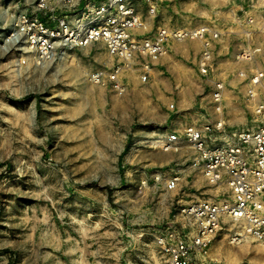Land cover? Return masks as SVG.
Instances as JSON below:
<instances>
[{
	"label": "rangeland",
	"instance_id": "374dc122",
	"mask_svg": "<svg viewBox=\"0 0 264 264\" xmlns=\"http://www.w3.org/2000/svg\"><path fill=\"white\" fill-rule=\"evenodd\" d=\"M32 1L0 0V264H165V242L190 232L180 209L225 188L187 168L188 148L163 152L155 142L205 119L220 118L231 131L260 125L264 90L250 76L264 69V52L249 61L236 54L250 42L264 47V37L250 38L237 14L263 9L264 0H173L174 24L193 18L221 32L211 76H200V46L187 41L150 61L145 81L146 60L133 58L119 77L129 86L122 95L89 79L124 64L101 46L39 65L21 61L26 54L8 35ZM135 3L143 31L154 30L146 4ZM171 169L182 173L175 189L166 184ZM192 262L264 264V243H231L224 231Z\"/></svg>",
	"mask_w": 264,
	"mask_h": 264
},
{
	"label": "built area",
	"instance_id": "2783aa9c",
	"mask_svg": "<svg viewBox=\"0 0 264 264\" xmlns=\"http://www.w3.org/2000/svg\"><path fill=\"white\" fill-rule=\"evenodd\" d=\"M148 14L154 16L153 0H141ZM137 0H33L13 24L8 39L16 49L26 54L21 61L35 65L63 58L67 50L101 46L113 58L124 60L107 71L94 70L89 79L122 95L126 85L120 74L132 64L133 58L146 60L141 65V79L147 80L150 61H158L172 43L200 40L202 51L197 58L200 76L208 77L213 65V42L221 35L218 30L201 24L185 26H157L143 31L146 21ZM250 10L237 14L241 26H253L255 18ZM261 46L247 45L239 50L240 60H254L261 55ZM253 87L264 90V69L251 74ZM223 85L217 83L211 95L218 102ZM172 107V106H171ZM262 117L253 130H227L223 120H207L200 126L189 125L181 130L159 136L156 145L164 152H178L188 148L193 157L187 168L204 177L210 187L225 188L222 197L191 200L180 209L190 232L173 238L163 245L165 264H194L196 254L205 253L209 244L226 231L231 243L241 240L264 243V100L256 107ZM178 165V164H176ZM166 179L169 189L181 180V171L171 169ZM165 174H158L162 179ZM190 188L193 183H190Z\"/></svg>",
	"mask_w": 264,
	"mask_h": 264
},
{
	"label": "crops",
	"instance_id": "0c3cea01",
	"mask_svg": "<svg viewBox=\"0 0 264 264\" xmlns=\"http://www.w3.org/2000/svg\"><path fill=\"white\" fill-rule=\"evenodd\" d=\"M153 1H154L155 6H156V9H155L154 16H153L155 18V26L152 29H155L157 26H168V27L183 26V25L174 24V23H176L178 18H176L175 14H173L174 10H173V6L171 4L173 0H153ZM248 14L255 18V21H256L255 24L253 26H246V27L245 26H241V27L245 28L244 31L249 32L248 34L250 35V38H252L253 36H255L256 38L264 37V7H263V9H260V10H256V9L250 10V12H248ZM167 16H168V19L166 18ZM193 20H194L193 18L187 19V23L188 22H190V23H189L188 26H185V27L192 28V27H195V26H198V25L201 24V22L199 21V24L196 23L194 25L193 24V22H194ZM202 24H204V22ZM187 41L188 42H196L200 46L199 53L195 57V62H197V58L199 57V55H200V53L202 51V42L200 40H185V41H182V42H179V43H184V42H187ZM219 41H220V38L213 42V45H214L213 61H214V57H215V52H214L215 46H216L217 43H219ZM250 41H252V40H250ZM258 42L259 41H256V42H253V43L250 42V44H252L254 46H261V43H258ZM175 44H178V43H172L169 46L167 53L164 56H162L158 61H160L161 59H163L167 55L169 56V54L172 51L171 49L173 48V46ZM246 46H247V44H246ZM262 48H264V47H262ZM158 61H156V62H158ZM150 73H151V71H150ZM150 73H149V75H150ZM210 76H211V74L208 77H206V78H209ZM128 88H129V86H126L124 94L127 92ZM207 120L208 119L203 120L202 124L205 123ZM218 120H220V118L216 119V120H213L212 122H216ZM169 153H172V151L169 152ZM173 153H175V152H173Z\"/></svg>",
	"mask_w": 264,
	"mask_h": 264
}]
</instances>
